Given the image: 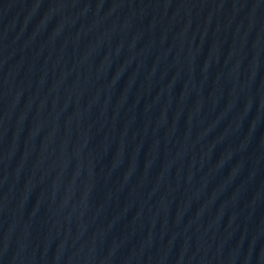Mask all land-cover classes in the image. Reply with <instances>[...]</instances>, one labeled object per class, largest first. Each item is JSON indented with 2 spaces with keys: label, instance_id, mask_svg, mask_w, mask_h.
Returning a JSON list of instances; mask_svg holds the SVG:
<instances>
[{
  "label": "water",
  "instance_id": "water-1",
  "mask_svg": "<svg viewBox=\"0 0 264 264\" xmlns=\"http://www.w3.org/2000/svg\"><path fill=\"white\" fill-rule=\"evenodd\" d=\"M0 264H264V0H0Z\"/></svg>",
  "mask_w": 264,
  "mask_h": 264
}]
</instances>
